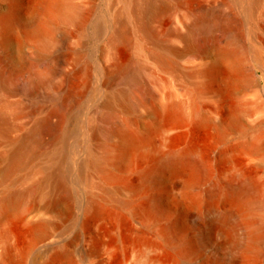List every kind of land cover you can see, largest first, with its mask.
<instances>
[{"label":"rangeland","instance_id":"rangeland-1","mask_svg":"<svg viewBox=\"0 0 264 264\" xmlns=\"http://www.w3.org/2000/svg\"><path fill=\"white\" fill-rule=\"evenodd\" d=\"M19 1L22 16L32 18L38 0ZM10 2L0 0V12L8 10ZM71 2L85 14V24L60 22L54 40L42 52L45 57L60 60L37 62L35 66L37 71L54 69L51 80L56 87L43 86L34 94L27 93V88L14 94L0 93V98L18 102L23 109L9 131L14 138L55 104L61 89L67 86L66 72L84 65L89 75L88 89L71 111L80 125L67 136V155L58 156L63 141L45 142L26 168L0 183L1 200L10 190H23L42 181L38 195L21 198L17 210L0 217V230L5 232L0 248L12 247L15 264H236L232 260L242 251L234 245L244 229L238 225L232 229L229 223L212 215L240 213L241 204L234 201L225 186L237 173L259 184L260 205L264 206V0L256 9L255 20H246L242 15V40L247 50H242L240 56L241 71L219 58L210 47L212 38L222 43L229 41V34L220 28L198 32L193 44L171 32L185 31L182 22L189 10L219 2L225 9L229 0H167L169 8L148 19L154 38L139 32L128 13L131 0ZM122 10L126 13L119 19L116 14ZM121 20L130 28L132 42L115 41L110 45ZM13 30L11 44L5 50L17 56V44H21L24 55L35 59L36 43L27 37L26 29L17 26ZM195 45L206 49L198 54ZM169 46L178 52H169ZM76 55L81 57L78 63L73 60ZM116 60L130 61V69L137 75L135 82L115 74ZM25 76H18L23 86ZM122 90L139 101L134 111L123 108L121 98L116 100L115 95ZM169 100L182 105V114L176 120L168 119L161 109ZM35 106L36 113L27 114ZM112 122L134 128L150 139L129 162H102L105 150L117 143L116 137L107 139L103 134ZM160 126L162 130H158ZM0 142L1 180L6 165L1 156L10 146L5 140ZM185 148L200 153L208 167L206 176L181 164L167 170L157 187L136 193L124 185L115 188V182L106 179V171H112L124 181L137 184L138 171L153 164L160 152ZM90 155L98 159L102 168L89 163ZM58 171L65 174L71 200L63 197L67 196L66 190L55 182ZM214 185H218V191L209 193ZM151 193L161 197L168 216L151 220L136 210L147 204ZM89 202L97 206L94 215L87 208ZM257 213L259 208L253 206L250 214ZM171 218L181 221L183 237L193 244L186 253L167 243L159 232ZM40 219L45 222L43 229H31L29 221ZM202 231H208V239L198 243ZM260 248V254L251 261L246 260L250 255L242 256V264H264V244Z\"/></svg>","mask_w":264,"mask_h":264},{"label":"bare ground","instance_id":"bare-ground-1","mask_svg":"<svg viewBox=\"0 0 264 264\" xmlns=\"http://www.w3.org/2000/svg\"><path fill=\"white\" fill-rule=\"evenodd\" d=\"M229 1L230 5H227L228 7H225V9L222 8L224 3L219 2L217 5L207 6L203 4L195 9L189 10L186 20L182 22L185 31L172 30L171 32L193 44L195 42V35L198 32H205L210 28H220V30L229 34V41L222 43L220 42L222 40L219 41L216 38H212L209 41L210 47L216 51L219 58L227 61L236 70L241 71L243 65L240 61V56L242 50L245 52L247 50V46L242 40V15L246 20H255L256 9L260 5L261 0ZM9 4L8 10L0 12V93L14 94L22 88H27V93L34 94V92L43 86L55 88L56 85L51 80L54 69L50 68L46 71H37L35 68L36 63H47L53 59L59 61L60 59L56 58V56L45 57L42 54L43 50L49 48L54 40L55 31L60 22L75 21L78 25L82 26L86 22L85 14L71 0H38L37 5L33 7L32 18L26 19L21 14L19 0H11ZM168 8L169 4L167 0H160L159 3H156V0H131L130 9L126 10L134 18L135 24L138 25L140 30L139 32L142 31L146 36L154 38L155 33L148 19L152 16L154 19L156 13L167 10ZM124 13H126L124 10L118 11L116 17L121 19ZM17 26L25 28L27 37L35 41L37 54L35 59H28L24 55L21 50V44H17L19 51L17 56L15 53L11 54L5 50L12 41L11 31ZM99 30L100 28H97V31ZM202 40L204 42L203 38ZM115 41L131 44L132 33L125 21L121 20L120 28L116 29V32L111 37L110 45ZM166 48L169 52H178L175 47L169 46ZM205 49L204 45H195V50L198 54H202ZM212 49L211 51L214 53ZM208 51L210 50L208 49ZM78 55L73 57L75 63L80 62L81 57ZM111 56H114L113 52ZM113 71L115 74L126 77L131 82L137 80V75L130 69V61L119 62V60H116ZM21 73L26 74L24 86L18 82V76ZM88 76V71L84 65L66 72L64 74V81L67 86L61 89L62 94L55 104L46 111L43 117L36 120L29 129L14 138L10 137L9 131L15 124L17 118H20L19 115H21L23 109L18 102L6 101L0 98V141L5 140L10 146L9 151L4 156H1L2 158L5 157L6 165L3 169L0 183L11 178L14 173L22 168H26L25 165L35 159L38 151L43 147L45 142L53 143L63 141L62 148L58 151V156L67 155V136L74 131V128L80 125L79 121L71 116V111L77 107L88 89ZM148 95L150 94L147 92ZM115 97L116 100L121 98L124 101V104L121 106L130 111H134L139 102L125 90L120 91ZM161 109L170 120H176L182 114V105L176 100H169ZM37 110V106L32 107L28 110L27 114L31 116ZM203 121L205 122V119ZM162 128L160 126L158 130H162ZM103 134L107 139L117 138L116 145L111 150H105L102 160L103 164L111 163L112 165H118L121 162H129L131 157L143 145L150 143L147 135H141L136 129L119 122H112L107 129L103 130ZM252 146L255 147L256 145L252 143ZM199 154L191 148H185L180 151L167 150L162 153L160 152L153 164L141 168L138 171L140 182L137 184L124 181L123 177L116 172L106 171L105 175L107 180L115 182V188L124 185L136 193L141 190L157 187L167 170L181 164H188L200 176H206L208 167L205 160ZM88 161L91 165L102 168L96 157L90 155ZM55 178V182L62 185L67 192V196L63 195V197L71 200L72 194L65 174L58 171ZM255 182L241 173L233 174L225 186L228 187L234 201L241 204L240 213L227 211L221 215H212V217L215 216V218L222 220V223H229L232 229L237 225L242 226L244 229L242 235L237 237V242L234 245L235 248H239L242 251L241 255L234 256L232 260L236 264H242L244 262L243 258L249 255L246 260L251 261V258L260 254V246L264 244V206L260 205L261 187ZM41 186L42 181H37L23 190L8 191L0 200V217L17 210V205L21 198L28 195H38ZM218 188V185H214L208 192L214 193L218 191ZM253 206L259 208V213L254 215L250 214ZM87 208L93 215L98 211L97 206L93 202H89ZM136 210L142 211L151 220H156L169 214L165 209L161 197L156 193H151L148 197L147 204L137 207ZM29 225L31 229L41 230L45 226V222L41 219L30 220ZM205 231L199 233L198 243L207 241L208 231ZM3 232L4 230L0 232V239H4L5 232ZM159 232L167 243L175 245L183 253L193 248V244L187 242L183 237L182 224L177 218H171L165 222ZM10 247L5 245L0 248V264L5 262L9 264L16 263L17 260L15 261L16 258L14 259L12 247Z\"/></svg>","mask_w":264,"mask_h":264}]
</instances>
